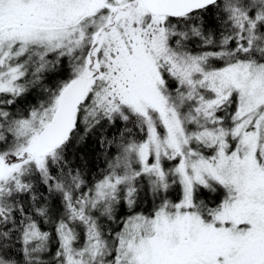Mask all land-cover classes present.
Masks as SVG:
<instances>
[{
  "label": "snow or ice",
  "instance_id": "6c2138e0",
  "mask_svg": "<svg viewBox=\"0 0 264 264\" xmlns=\"http://www.w3.org/2000/svg\"><path fill=\"white\" fill-rule=\"evenodd\" d=\"M0 264H264V0H0Z\"/></svg>",
  "mask_w": 264,
  "mask_h": 264
}]
</instances>
